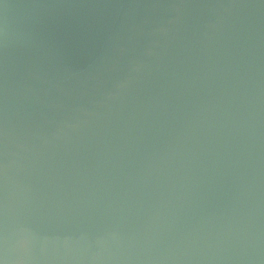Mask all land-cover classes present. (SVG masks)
<instances>
[{
    "label": "water",
    "instance_id": "1",
    "mask_svg": "<svg viewBox=\"0 0 264 264\" xmlns=\"http://www.w3.org/2000/svg\"><path fill=\"white\" fill-rule=\"evenodd\" d=\"M0 264H264V0H0Z\"/></svg>",
    "mask_w": 264,
    "mask_h": 264
}]
</instances>
